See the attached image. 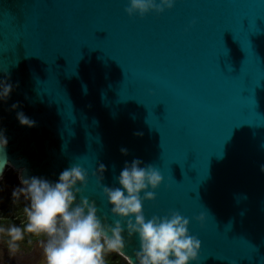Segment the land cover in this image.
<instances>
[{
    "label": "water",
    "instance_id": "1",
    "mask_svg": "<svg viewBox=\"0 0 264 264\" xmlns=\"http://www.w3.org/2000/svg\"><path fill=\"white\" fill-rule=\"evenodd\" d=\"M128 6L0 0V80L18 85L0 102L3 175L55 181L79 164L84 195L111 222L92 173L105 164L101 182L115 186L140 158L164 177L145 215L191 221L192 264H264V0H176L143 18ZM17 102L36 127L20 125ZM138 247L129 240L126 256Z\"/></svg>",
    "mask_w": 264,
    "mask_h": 264
},
{
    "label": "clouds",
    "instance_id": "2",
    "mask_svg": "<svg viewBox=\"0 0 264 264\" xmlns=\"http://www.w3.org/2000/svg\"><path fill=\"white\" fill-rule=\"evenodd\" d=\"M176 0H129L126 12L130 17L143 18L151 13L163 14L175 7ZM15 87L10 77L0 80V102L7 103ZM19 102L12 105L21 126L36 127V121L19 110ZM136 135H142L137 133ZM8 146V138L0 121V153ZM121 153L128 155L126 148ZM10 163V162H9ZM11 165V163H10ZM0 159V181L8 167ZM107 166L100 163L92 173L102 187L103 196L111 207L113 220L101 218L97 204L84 195L88 188L89 172L79 164H71L53 181L43 176L27 175L19 169V184L12 188L15 205L22 204L20 224L0 218V243L10 259L22 260L23 246L39 241L41 264H107L111 253L128 259V264H192L198 261L202 242L190 232L191 221L179 212L146 217L145 202L156 200V191L164 183L159 169L140 158L126 161L117 185L104 182ZM264 173V164L260 165ZM203 224L206 216L197 217ZM138 238L139 247L134 258L126 256L128 242Z\"/></svg>",
    "mask_w": 264,
    "mask_h": 264
},
{
    "label": "flooded vegetation",
    "instance_id": "3",
    "mask_svg": "<svg viewBox=\"0 0 264 264\" xmlns=\"http://www.w3.org/2000/svg\"><path fill=\"white\" fill-rule=\"evenodd\" d=\"M11 170L14 169H10L9 171ZM9 171H7L3 175L4 176L3 181H0L8 190L14 188L16 185L19 184V180L17 178L18 176L15 179H8ZM18 207L19 206L17 205L16 209ZM6 220L9 221L8 218ZM9 222L17 223V224L22 223L16 221H9ZM23 250L25 252V256L23 257L22 260L16 258L10 259L8 257L6 248L2 243H0V264H41V252L39 249V241L37 239L33 238L31 244L25 243L23 246Z\"/></svg>",
    "mask_w": 264,
    "mask_h": 264
},
{
    "label": "trees",
    "instance_id": "4",
    "mask_svg": "<svg viewBox=\"0 0 264 264\" xmlns=\"http://www.w3.org/2000/svg\"><path fill=\"white\" fill-rule=\"evenodd\" d=\"M16 211V205L12 202L10 190L0 182V218L5 220L11 218L9 221L22 222V217L15 216ZM107 264H128V260L119 254L111 253L107 257Z\"/></svg>",
    "mask_w": 264,
    "mask_h": 264
},
{
    "label": "rangeland",
    "instance_id": "5",
    "mask_svg": "<svg viewBox=\"0 0 264 264\" xmlns=\"http://www.w3.org/2000/svg\"><path fill=\"white\" fill-rule=\"evenodd\" d=\"M17 176H18V172L16 170H11V171L8 172V179H15ZM11 191H12V189H10V192ZM18 206L19 207L17 208V211L15 213V216H19V217H22L23 218V216H22V204L21 205H18ZM9 219H11V218H9Z\"/></svg>",
    "mask_w": 264,
    "mask_h": 264
}]
</instances>
